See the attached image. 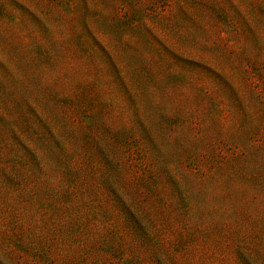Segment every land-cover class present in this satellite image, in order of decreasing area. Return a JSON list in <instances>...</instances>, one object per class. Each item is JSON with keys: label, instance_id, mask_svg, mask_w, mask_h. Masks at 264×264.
Listing matches in <instances>:
<instances>
[{"label": "rangeland", "instance_id": "rangeland-1", "mask_svg": "<svg viewBox=\"0 0 264 264\" xmlns=\"http://www.w3.org/2000/svg\"><path fill=\"white\" fill-rule=\"evenodd\" d=\"M0 264H264V0H0Z\"/></svg>", "mask_w": 264, "mask_h": 264}]
</instances>
